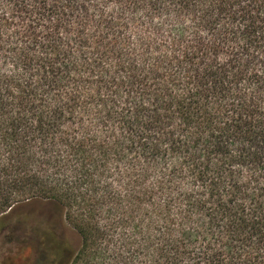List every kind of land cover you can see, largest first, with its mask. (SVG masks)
<instances>
[{
	"label": "trees",
	"instance_id": "1",
	"mask_svg": "<svg viewBox=\"0 0 264 264\" xmlns=\"http://www.w3.org/2000/svg\"><path fill=\"white\" fill-rule=\"evenodd\" d=\"M0 264H264V0H0Z\"/></svg>",
	"mask_w": 264,
	"mask_h": 264
},
{
	"label": "rangeland",
	"instance_id": "2",
	"mask_svg": "<svg viewBox=\"0 0 264 264\" xmlns=\"http://www.w3.org/2000/svg\"><path fill=\"white\" fill-rule=\"evenodd\" d=\"M29 208V211L32 210V212L34 213L36 212L38 214H41L44 218L49 220L58 230V235L67 238L74 247L77 246V237L69 228L70 226L66 224L60 212L54 210V208L50 204L44 202L36 203L32 204Z\"/></svg>",
	"mask_w": 264,
	"mask_h": 264
}]
</instances>
